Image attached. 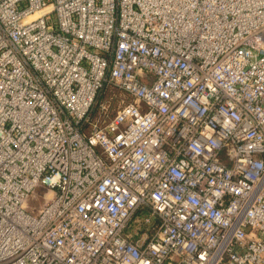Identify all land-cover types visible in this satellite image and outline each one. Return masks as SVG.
I'll return each mask as SVG.
<instances>
[{
    "label": "built area",
    "instance_id": "1",
    "mask_svg": "<svg viewBox=\"0 0 264 264\" xmlns=\"http://www.w3.org/2000/svg\"><path fill=\"white\" fill-rule=\"evenodd\" d=\"M0 264H264V0H0Z\"/></svg>",
    "mask_w": 264,
    "mask_h": 264
},
{
    "label": "rangeland",
    "instance_id": "2",
    "mask_svg": "<svg viewBox=\"0 0 264 264\" xmlns=\"http://www.w3.org/2000/svg\"><path fill=\"white\" fill-rule=\"evenodd\" d=\"M99 101H101L100 98L97 100V104L99 103ZM46 194H47V188L44 186H39L38 189L34 190L26 201V206H27L26 208L28 209V211H30L33 214H36Z\"/></svg>",
    "mask_w": 264,
    "mask_h": 264
},
{
    "label": "trees",
    "instance_id": "3",
    "mask_svg": "<svg viewBox=\"0 0 264 264\" xmlns=\"http://www.w3.org/2000/svg\"><path fill=\"white\" fill-rule=\"evenodd\" d=\"M109 92L110 91H104V92H102L100 95H99V98L100 99H105V98H107L108 96H109ZM115 109L113 108L112 109V111H111V113L114 111ZM141 215V210H138L137 212H136V214L133 216V218L131 219V221H130V226H129V230H132V231H134V230H138L139 231V229H148L149 231H151V227L150 226H146V225H142L141 223H139L138 222V217Z\"/></svg>",
    "mask_w": 264,
    "mask_h": 264
}]
</instances>
